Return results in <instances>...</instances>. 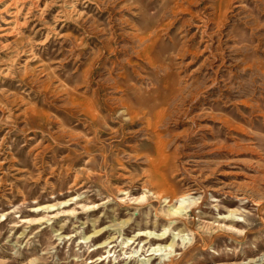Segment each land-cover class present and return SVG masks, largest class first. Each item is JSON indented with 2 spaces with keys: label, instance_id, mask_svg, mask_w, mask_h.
<instances>
[{
  "label": "rangeland",
  "instance_id": "1",
  "mask_svg": "<svg viewBox=\"0 0 264 264\" xmlns=\"http://www.w3.org/2000/svg\"><path fill=\"white\" fill-rule=\"evenodd\" d=\"M0 67V264H264V0H0Z\"/></svg>",
  "mask_w": 264,
  "mask_h": 264
},
{
  "label": "bare ground",
  "instance_id": "2",
  "mask_svg": "<svg viewBox=\"0 0 264 264\" xmlns=\"http://www.w3.org/2000/svg\"><path fill=\"white\" fill-rule=\"evenodd\" d=\"M181 1V0H180ZM186 1V0H185ZM194 1H196V0H194ZM218 2V1H217ZM227 2H229V1H227ZM191 3H193V1L191 2ZM177 4V3H176ZM179 4V3H178ZM189 4V3H188ZM220 4V3H219ZM192 5V4H191ZM197 5V4H196ZM171 7V6H170ZM176 7V6H175ZM178 7V6H177ZM182 7H183V5H182ZM181 8V7H180ZM172 9V8H171ZM170 9V10H171ZM185 10H187V9H185ZM168 11V10H167ZM172 11V10H171ZM170 11V12H171ZM178 11H181V10H178ZM166 12V11H165ZM168 13V12H167ZM172 13V12H171ZM170 13V14H171ZM177 13V12H176ZM181 13V12H180ZM188 13H190V12H188ZM216 14V13H215ZM191 16H192V14H191ZM218 16H220V15H218ZM174 17V16H173ZM172 17V18H173ZM174 19V18H173ZM172 19V20H173ZM209 19V18H208ZM187 20V19H186ZM74 22V21H73ZM202 22V21H201ZM127 24V23H126ZM166 24V23H165ZM170 24H171V22H170ZM203 27H204V25H203ZM168 28H170V27H167V29ZM205 29V28H204ZM134 30V29H133ZM157 31V30H156ZM129 33V32H128ZM152 33H153V31H152ZM156 33V32H155ZM5 34V33H4ZM131 34H133V33H131ZM130 34V35H131ZM157 34V33H156ZM66 35H68V34H66ZM128 35V34H127ZM134 35V34H133ZM150 35H151V32H150V34H149V37H150ZM153 35V34H152ZM136 36V35H135ZM58 37V36H57ZM152 37V36H151ZM153 37H154V35H153ZM74 38V37H73ZM77 39V38H76ZM75 40V39H74ZM79 40V39H78ZM138 40H139V38H138ZM81 41V40H80ZM145 41V40H144ZM148 41H150V40H148ZM152 41V40H151ZM76 42V44H77V41H75ZM20 43V42H19ZM79 43V42H78ZM137 43H138V41H137ZM137 43H136V45H137ZM207 43V42H206ZM141 44V43H140ZM145 44V43H144ZM86 45V44H85ZM146 45V44H145ZM145 45H143V46H145ZM141 46V45H140ZM139 46V47H140ZM152 46V45H151ZM138 47V46H137ZM15 48H17V47H15ZM141 48V47H140ZM179 48H181L180 46L178 47V49ZM78 49V48H77ZM139 49V48H138ZM184 49V48H183ZM185 50V49H184ZM187 50V49H186ZM108 51H110V49L108 50ZM135 51V50H134ZM138 51V50H137ZM149 50L147 49V48H144L143 49V51H142V57L146 60L145 61V63H147V62H151V56H150V54H148L147 52H148ZM180 51H182V50H180ZM189 51H190V49H189ZM192 51V50H191ZM190 51V52H191ZM194 52H195V50H193ZM22 52H23V50H22ZM185 52H187V51H185ZM185 52H183V53H185ZM15 53V52H14ZM24 53V52H23ZM83 53V52H82ZM136 53H139V52H136ZM171 53V52H170ZM176 53V52H175ZM181 53V52H180ZM183 53H181V54H183ZM29 54V53H28ZM113 54V53H112ZM135 54V53H134ZM192 54H194V53H192ZM195 54H197V53H195ZM12 55V54H11ZM136 55V54H135ZM20 56V55H19ZM177 56V55H176ZM179 56V55H178ZM177 56V57H178ZM15 57H18V53H16V56ZM138 57H140V56H138ZM9 58V57H8ZM11 58V57H10ZM29 58V57H28ZM175 58V57H174ZM179 58V57H178ZM13 59V58H12ZM33 60V59H32ZM14 61V60H13ZM28 61V60H27ZM143 61V60H142ZM152 62H153V60H152ZM24 63V62H23ZM40 64V63H39ZM38 64V66L36 65L35 66V68L36 67H39L40 65ZM44 64V63H43ZM90 65V64H89ZM156 66V65H155ZM249 66V65H248ZM26 67V66H25ZM24 67V68H25ZM28 67V66H27ZM43 67V66H42ZM162 67V66H161ZM23 68V69H24ZM29 68V67H28ZM166 68V67H165ZM92 69V68H91ZM161 69V68H160ZM162 69H163V67H162ZM40 70V69H39ZM38 70V71H39ZM165 70V69H164ZM163 70V71H164ZM167 70H168V68H167ZM166 70V71H167ZM41 71V70H40ZM3 72H4V75L3 76H5V74H7V70H6V68H5V70L4 69H1V67H0V73L1 74H3ZM42 72H43V70H42ZM28 72H27V70L25 71V73L22 75V77H21V79H22V81H24V79H25V74H27ZM160 73V72H159ZM165 73V72H164ZM166 74V73H165ZM52 75H54V74H52ZM168 75V74H167ZM55 76V75H54ZM121 76V75H120ZM58 78V77H57ZM165 79H167V78H165ZM169 79V78H168ZM52 80V79H51ZM50 80V81H51ZM60 80V79H59ZM62 81V80H61ZM61 81H59V82H61ZM168 81V80H167ZM58 82V83H59ZM165 82V81H164ZM61 83H63V82H61ZM48 85H49V83H48ZM60 85H62V84H60ZM64 85V84H63ZM115 85V84H114ZM131 85H132V83H131ZM50 86V85H49ZM48 86V87H49ZM65 86V85H64ZM116 86V85H115ZM61 87V86H60ZM68 87V86H67ZM118 87V86H117ZM112 88V87H111ZM116 88V87H115ZM164 88V87H163ZM166 88V87H165ZM66 90V89H65ZM64 90V91H65ZM70 90H72V89H70ZM113 90H115V89H113ZM118 90V89H117ZM169 91L171 92V90L169 89ZM68 92V91H67ZM66 92V93H67ZM115 92V91H114ZM119 93V92H118ZM60 94V93H59ZM120 94H122V92L120 93ZM82 95V94H81ZM69 96H71V95H69ZM68 96V97H69ZM99 96V95H98ZM155 96V95H154ZM94 97V96H93ZM77 98V97H76ZM79 98V97H78ZM81 98H83V97H81ZM85 98V97H84ZM86 99V98H85ZM90 99V98H89ZM89 99H86V100H82V101H79V102H77V100L76 99H73V103H75L78 107H80L79 109L80 110H82V112L85 114V116H87L88 118H90L92 121H94V120H96V118L98 117V114H100V111L101 110H103V111H112L109 107H107L106 106V103L104 102V101H102V99H98L97 101H98V109L95 111V106H94V103H93V101H90ZM92 99V98H91ZM120 99V100H119ZM119 99H117V100H119L118 102L120 103L119 105H121L122 107V109H123V112L125 113V114H127V115H129L131 118H133V117H136V116H139V115H143L144 114V112L142 111V109H143V107H140L139 106V108H134L133 106H132V104L127 100V99H121V97H119ZM163 99V98H162ZM67 100V99H66ZM95 100V99H94ZM72 101V100H71ZM69 102V101H68ZM67 102V103H68ZM68 104H70V103H68ZM118 105V104H117ZM75 105L73 104V107H74ZM163 106V105H162ZM67 107V106H66ZM70 107V106H69ZM111 107V106H110ZM116 107V106H115ZM119 107V106H118ZM160 107V106H159ZM75 108H76V106H75ZM164 108V107H163ZM30 109V108H29ZM144 110V109H143ZM165 110V109H164ZM27 111V110H26ZM25 111V112H26ZM70 111V110H69ZM79 111V110H78ZM155 111V110H154ZM31 112H32V110H31ZM35 113V112H34ZM97 113V114H96ZM110 113V112H109ZM164 113V112H163ZM158 114V113H157ZM159 115H160V113H159ZM164 115V114H163ZM38 116V115H37ZM40 116V115H39ZM48 116H49V114H48ZM158 116V115H157ZM139 117H141V116H139ZM138 117V118H139ZM147 117V116H146ZM153 117V116H152ZM40 118H41V116H40ZM156 118V117H155ZM112 119V118H111ZM157 119H158V117H157ZM103 120V119H102ZM116 120V119H115ZM161 121V120H160ZM222 121V120H221ZM152 122H154V121H152ZM156 122V121H155ZM157 124V123H156ZM140 125V124H139ZM143 125V124H142ZM146 126V125H145ZM147 126H148V124H147ZM159 126V125H158ZM24 127V126H23ZM149 127V126H148ZM147 127V128H148ZM154 127V126H153ZM230 127V126H229ZM145 128V127H144ZM92 129V128H91ZM94 129V128H93ZM99 129V128H98ZM97 129V130H98ZM227 129V128H226ZM230 129V128H229ZM157 130V129H156ZM156 130H154V131H156ZM65 131V130H64ZM94 131H96V130H94ZM151 131V130H150ZM98 132V131H97ZM64 133V132H63ZM96 133V132H95ZM67 134V133H66ZM158 134V133H157ZM156 134V135H157ZM147 135H149V134H147ZM154 135V134H153ZM150 136V135H149ZM72 137V136H71ZM84 138V137H83ZM96 138V137H95ZM94 138V139H95ZM147 138V137H146ZM159 138H160V136H159ZM158 138V139H159ZM157 139V140H158ZM88 140V139H87ZM74 141V140H73ZM159 142H160V140H158ZM73 143V142H72ZM89 143V142H88ZM86 144V143H84V145L86 144V145H89V144ZM153 143H154V141H153ZM160 143H162V142H160ZM159 146V145H158ZM154 147V146H153ZM162 148V147H161ZM85 149V148H84ZM101 149V148H100ZM86 150V149H85ZM88 153V152H87ZM155 153V152H154ZM37 154V153H36ZM144 154V153H143ZM146 156V155H145ZM165 155H163V156H158L157 158H150V157H148V160L146 161V163H148L147 165H148V167H147V169L145 170V173H146V179H145V181H144V183L142 184V186L144 187L143 189H144V193H149V195H151L152 196V198H154V199H156V200H168V202H171V201H174V202H179L180 204H184L185 202H187V201H189L190 199V197L188 196V195H185V194H183V195H181V196H177L176 195V193L174 192V190L172 189V183H171V180L168 178V175L166 174V172H165V167H166V162H167V157H164ZM104 157V156H103ZM145 158V157H144ZM166 158V159H165ZM119 161V160H118ZM103 162L105 163L104 165L105 166H107V163H106V161H105V159H103ZM102 163V162H101ZM100 166H101V164H100ZM105 170V169H104ZM102 172V171H101ZM110 173V172H109ZM101 174V173H100ZM103 174H104V177L106 176L107 177V175H108V173H107V171H105V172H103ZM99 175V174H98ZM123 175V174H122ZM103 176V175H102ZM124 176V175H123ZM76 177V176H75ZM75 179V178H74ZM75 182V181H74ZM105 190V189H104ZM106 191V190H105ZM108 195V194H107ZM110 195V194H109ZM112 196V195H111ZM145 196V195H144ZM145 198V197H144ZM153 199V200H154ZM171 205V204H170ZM183 209H185V207H175V208H171V209H168L167 211H166V213H165V216H164V218L166 217V216H175L177 219H178V221H180V218H181V216H182V214L184 213L185 214V212H184V210ZM159 216V215H158ZM161 216H163V215H161ZM159 218H160V216H159ZM166 219V218H165ZM175 221H177V220H173V221H170L169 223L171 224V223H174ZM153 233H147V232H138L135 236L137 237V239H139V238H141V237H145V239L147 240V239H149L148 241H144V244H149L150 245V242H152V241H158V240H162L163 238H164V235H165V232H163V233H161V234H159V235H152ZM170 245V244H169ZM168 246V245H167ZM152 250H154V251H156V248H154V249H152ZM148 260V259H147Z\"/></svg>",
  "mask_w": 264,
  "mask_h": 264
}]
</instances>
